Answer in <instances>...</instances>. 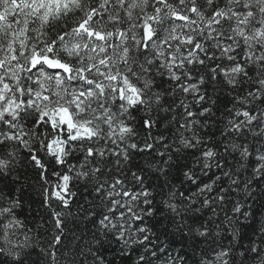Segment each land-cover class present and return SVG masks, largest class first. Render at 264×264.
I'll return each instance as SVG.
<instances>
[{"label": "snow or ice", "instance_id": "1", "mask_svg": "<svg viewBox=\"0 0 264 264\" xmlns=\"http://www.w3.org/2000/svg\"><path fill=\"white\" fill-rule=\"evenodd\" d=\"M25 162L47 247L13 194ZM0 183V264H106L109 236L131 264H189L158 216L208 245L195 264H264L232 199L264 203V0H0Z\"/></svg>", "mask_w": 264, "mask_h": 264}, {"label": "trees", "instance_id": "2", "mask_svg": "<svg viewBox=\"0 0 264 264\" xmlns=\"http://www.w3.org/2000/svg\"><path fill=\"white\" fill-rule=\"evenodd\" d=\"M175 131V125L173 126V133H166V135H173ZM26 152H23L20 156V160H24ZM137 163H143V158L137 157ZM75 163V161H74ZM20 173V182L15 185H11L15 188L13 193L15 196L22 197L23 205L19 210L21 212L22 218L27 217V222L29 228H32L34 232L37 233L34 236V239L43 247H47V241L50 238L48 229H50L51 224L46 223L48 220V211L45 206L41 205V196L39 183L37 182L36 174L32 171L31 166L27 165L25 162L18 169ZM246 176L247 173H244ZM154 184H159L162 181H157L155 178L150 177ZM179 186V185H177ZM227 186V185H225ZM0 189H3L5 195L8 194V188L4 187L3 183H0ZM167 189H165L166 191ZM158 191V189H157ZM233 200H241L242 203H245L246 206H249V211L252 214L248 219L241 218V234L243 239L239 242L243 244L244 247H248L250 242L258 241L261 229L264 228V203L261 202L259 198H253L247 200L243 196V192L233 193ZM160 197L157 196V201L159 202ZM227 209L231 208V203L227 204ZM217 208V212H219ZM206 215L210 213L205 210ZM229 215L232 213L229 211ZM161 217L145 219L143 226L148 227L153 232H155L159 238L160 242L168 243L170 245V252H180L184 251L189 256V264H195V261L192 259L195 256L196 259L199 258L200 250L207 248L208 245L205 243H194V241L187 235V229L183 231H178L176 224L171 221L164 219L161 221ZM220 220H224L223 213H220ZM44 225V227H41ZM76 226L70 225L73 227V231L77 236L83 235L85 241L90 240L91 233L95 231L94 226H90L86 221L75 222ZM167 232V235L165 234ZM71 238V237H70ZM221 242L225 245L229 242V237L224 235L221 238ZM239 246V245H237ZM38 252V249H37ZM37 252H34L31 256V260L36 262V264H45V258L39 256ZM99 254L105 259L106 264H131L130 260L121 252V244H119L115 239H112L111 236L107 240L102 241V246H100ZM135 253H132V258H135ZM88 264H91L89 260Z\"/></svg>", "mask_w": 264, "mask_h": 264}]
</instances>
